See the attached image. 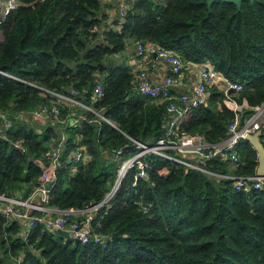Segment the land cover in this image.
Instances as JSON below:
<instances>
[{"label":"trees","instance_id":"trees-1","mask_svg":"<svg viewBox=\"0 0 264 264\" xmlns=\"http://www.w3.org/2000/svg\"><path fill=\"white\" fill-rule=\"evenodd\" d=\"M18 1L20 7L0 26V68L14 77L0 74V115L11 122L6 129L0 118V194L7 197L34 193L65 134L49 206L88 210L104 203L122 160L138 153L134 141L149 144L166 136L168 103L141 96L132 68L113 62L128 40L172 50L186 64L209 63L243 84L242 92L230 93L247 104L241 123L264 104V0H245L240 11L215 2L211 12L208 0H135L122 30H106L99 0ZM98 83L100 99L94 95ZM71 89L115 127L79 106L62 108V120L72 112L86 119L69 129L28 116L56 102L44 90ZM235 117L224 90L215 86L207 103L180 123L176 139L222 143ZM78 148L86 159L75 164L70 160ZM235 153V176H257L253 146L242 141ZM142 164L145 176L137 178L139 168L132 169L111 201L93 213L92 230L108 236V247L82 245L40 225L28 230L0 211V264H264L263 190L237 191L229 178L155 155H146ZM230 164L228 156L199 166L226 176Z\"/></svg>","mask_w":264,"mask_h":264},{"label":"built area","instance_id":"built-area-1","mask_svg":"<svg viewBox=\"0 0 264 264\" xmlns=\"http://www.w3.org/2000/svg\"><path fill=\"white\" fill-rule=\"evenodd\" d=\"M135 0H124L120 11L116 30H122L126 24L127 14L130 5ZM159 2L163 0H157ZM20 3L18 0H0V26L3 24L10 12L18 9ZM137 54L141 57L155 56L156 58L165 60L171 72L167 76L164 83L153 85L150 82L147 71H140L136 76L135 89L143 97L150 98L155 101L167 102V112L171 120L168 124L166 136L154 143L144 144L134 141L138 153L132 158L122 160L118 167L116 179V191H111L108 194L104 203L94 206L85 211L73 210H58L49 206L50 192L53 184L57 178V170L60 166L61 150L66 142V135L62 134L58 149L54 153V160L50 166L43 168L40 186L31 195L37 196L38 203H32L29 200L15 199L0 194V211L3 218L6 220H18L26 224L28 230L35 228L37 225L42 226L53 235L60 233H67L76 242L82 245L96 244L104 248L108 247V236L95 234L92 230V221L94 219L93 213L103 204L111 201L119 190L122 181L127 174L135 167L139 168L137 178L145 176L142 159L146 155H155L161 158L169 159L177 163L183 164L188 168L210 173L221 178H226L217 174L208 172L199 166L200 162H208L218 157L230 159L234 164L238 162V157L235 153L236 146L246 141L248 135H253L261 132L260 140L264 145V104L254 109L253 115L244 123H241L240 116L246 109L247 104H239L236 99L230 95L231 90L236 93L243 91V84L232 82L226 79L209 63L199 64L200 73L197 84L192 91L183 94L180 97L174 95L173 89L180 85L184 70L187 64L174 51L163 48L157 44L137 43ZM155 65H153L154 67ZM0 74L6 77L14 78L11 75L0 70ZM224 83V94L226 96V103L228 107L236 115L228 127L227 139L218 144H208L198 136H184L176 139L177 129L180 123L188 116V114L195 108L205 105L209 97V90L218 83ZM33 87L39 88L34 84ZM46 93L54 96L55 103L40 105L34 109L28 116L34 120L43 122H56L63 125L66 129L76 127L80 121H85V117L78 115L75 112L70 113L65 120H62V108L68 107H82L87 111L95 114L99 120H102L112 126L115 125L106 119L101 113L97 112L93 107H89L79 101V92L71 89L68 94H59L44 90ZM95 98L100 99L103 96V86L98 83L95 92ZM6 114H1L0 118L3 120V127L8 129L11 127V122ZM23 118V116H22ZM99 122L98 120H94ZM178 136V135H177ZM18 147V146H17ZM122 151L116 152V157L120 160ZM84 153L81 149H77L73 154L70 162L79 164L85 161ZM194 159L196 163L191 162ZM234 182V188L237 191H245L247 193L252 191H264V177H240L234 176L229 178ZM22 193V192H20ZM33 212V213H32ZM37 213L39 215L34 214ZM83 216V219L76 217ZM82 218V217H81ZM27 232V231H26Z\"/></svg>","mask_w":264,"mask_h":264},{"label":"crops","instance_id":"crops-1","mask_svg":"<svg viewBox=\"0 0 264 264\" xmlns=\"http://www.w3.org/2000/svg\"><path fill=\"white\" fill-rule=\"evenodd\" d=\"M99 1L102 6L101 12L99 13L100 18L104 17L105 19H107L106 30L110 28H113L114 30H116L115 25L117 23V20L119 17V11H120V8L124 0H99ZM125 55H126V58H128L129 66L132 68L134 74L137 76L138 72L142 70L147 71V73L149 74L150 82L153 85H159L161 83H164L167 76L171 72V68L165 60L156 58L155 56H144V57L139 56L137 54V43H135L132 40L127 41ZM153 65L155 66L153 67ZM199 73H200L199 64H187L184 70L183 78H182L180 85L173 89L174 95L176 97H180L183 94L190 93L193 87L198 82ZM215 86L220 87L222 90H224L225 85L224 83L220 82L216 84ZM215 86H213L211 89L213 90ZM35 121L38 123L43 122V121H38V120H35ZM228 171L229 172L226 176L224 175H220V176H224L226 178L234 177L235 172H236L235 164H230V166H228ZM24 194L25 192H22V193L17 192L15 196L12 198L21 200L23 199ZM29 199H31L30 201L32 203L39 202L37 196L35 197L33 195H30L28 198L23 199V200H29ZM76 218L83 219V216L79 215V217H76Z\"/></svg>","mask_w":264,"mask_h":264},{"label":"water","instance_id":"water-1","mask_svg":"<svg viewBox=\"0 0 264 264\" xmlns=\"http://www.w3.org/2000/svg\"><path fill=\"white\" fill-rule=\"evenodd\" d=\"M243 1H245V0H208V7H209V11L211 12L212 5L215 2H224V3L235 4L237 6L238 10L240 11ZM246 1H252L253 2L255 0H246ZM9 67H11V66H9ZM0 70H2V68H0ZM230 92L236 93L235 90H231ZM260 136H261V132L259 131L253 135H248L246 137V141L249 142L253 146V148L255 149V151L258 154L259 166L257 169V177L263 178L264 177V145L260 140ZM115 187L112 190L113 192L116 191Z\"/></svg>","mask_w":264,"mask_h":264},{"label":"rangeland","instance_id":"rangeland-1","mask_svg":"<svg viewBox=\"0 0 264 264\" xmlns=\"http://www.w3.org/2000/svg\"><path fill=\"white\" fill-rule=\"evenodd\" d=\"M0 39H1V34H0ZM112 59H113L114 64L115 63L126 64L129 66V61H128V58H126L125 52H123L122 54L118 56L113 57Z\"/></svg>","mask_w":264,"mask_h":264}]
</instances>
